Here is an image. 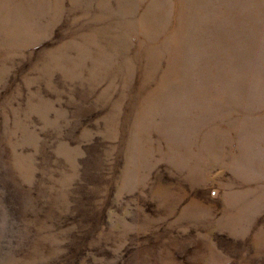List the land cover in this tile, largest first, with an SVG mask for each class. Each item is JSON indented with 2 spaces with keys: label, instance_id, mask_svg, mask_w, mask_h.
<instances>
[{
  "label": "rangeland",
  "instance_id": "1",
  "mask_svg": "<svg viewBox=\"0 0 264 264\" xmlns=\"http://www.w3.org/2000/svg\"><path fill=\"white\" fill-rule=\"evenodd\" d=\"M0 264H264V0H0Z\"/></svg>",
  "mask_w": 264,
  "mask_h": 264
}]
</instances>
